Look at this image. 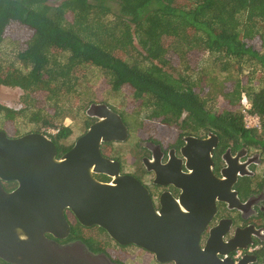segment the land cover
<instances>
[{
    "label": "trees",
    "instance_id": "trees-1",
    "mask_svg": "<svg viewBox=\"0 0 264 264\" xmlns=\"http://www.w3.org/2000/svg\"><path fill=\"white\" fill-rule=\"evenodd\" d=\"M15 26L25 32L14 60L0 53V85L23 92L21 110L0 102V130L9 136L20 137L23 116L34 133L61 126L50 137L58 154L69 149L60 144L71 134L62 122L78 111L71 101L82 97L93 67L113 92L131 97L133 112H119L129 130L151 125L162 136L216 130L264 148V0H0V47ZM197 52L218 58L227 75L235 67L239 77L230 74L226 86L215 76L191 75ZM175 64L176 76L169 72ZM245 64L251 71L242 76ZM242 92L261 121L260 134L244 128ZM220 97L222 109L213 105ZM92 123L87 116L86 128Z\"/></svg>",
    "mask_w": 264,
    "mask_h": 264
},
{
    "label": "water",
    "instance_id": "water-1",
    "mask_svg": "<svg viewBox=\"0 0 264 264\" xmlns=\"http://www.w3.org/2000/svg\"><path fill=\"white\" fill-rule=\"evenodd\" d=\"M87 113L98 121L60 159L53 139L45 134L12 137L0 130V258L12 264H112L84 245L60 246L44 238L62 228L68 231L64 215L70 209L80 224L101 228L120 245L142 247L162 264H237L218 258L214 238L205 249L200 246L199 236L220 192L209 183L212 161L199 156L203 143L193 146L188 160L192 173L174 181L183 190L180 202L186 214L164 203L157 211L148 188L121 175L120 162L101 153L103 144L130 138L123 118L105 103H91ZM95 174L113 182L101 183ZM2 182H15L17 188L7 191Z\"/></svg>",
    "mask_w": 264,
    "mask_h": 264
},
{
    "label": "flooded vegetation",
    "instance_id": "flooded-vegetation-1",
    "mask_svg": "<svg viewBox=\"0 0 264 264\" xmlns=\"http://www.w3.org/2000/svg\"><path fill=\"white\" fill-rule=\"evenodd\" d=\"M89 115L93 120L92 124L98 121L92 114ZM160 130L161 128L155 127L150 131V135L143 138L144 140L139 138L134 143L135 155L130 171L125 169L124 163L103 150L112 143L103 144L101 153L109 160L120 162L121 175L132 176L148 188L157 211L164 203L173 212L186 214L187 210L180 202L183 190L174 183H178L180 178L192 173L188 169L191 165L188 160L193 154V146L203 143L198 150L199 156L212 161L213 179H210L209 183L214 188L216 186L220 192L215 197V212L211 214L210 220L199 236L201 248L205 249L210 239L214 238L218 258L222 260L230 258L237 264H264L262 144L247 145L240 141L236 142L230 133L225 135L226 137H221L216 130L185 134L173 129L177 132L171 133L169 130L163 133V136L159 133ZM189 138L198 141L189 142ZM73 143L70 145L72 146ZM56 149L57 159H60L70 148L60 149L59 154L57 146ZM95 178L105 184L113 182L112 178L105 175L95 174ZM2 184L7 191L17 188L15 182H2ZM194 200L198 201L200 197ZM64 217L69 225L68 231L65 228L57 230L56 236L45 233V239L60 246L73 243L84 245L88 252L96 256H105L112 264H131L136 260L130 257L131 251L137 253L144 251L150 256L143 261V264H162L153 253L142 247L132 244L120 245L109 238L101 228L80 224L70 209H65ZM225 250L227 253L222 254L221 252ZM0 264H12V262L0 258Z\"/></svg>",
    "mask_w": 264,
    "mask_h": 264
},
{
    "label": "rangeland",
    "instance_id": "rangeland-1",
    "mask_svg": "<svg viewBox=\"0 0 264 264\" xmlns=\"http://www.w3.org/2000/svg\"><path fill=\"white\" fill-rule=\"evenodd\" d=\"M24 32L19 27H11V30L9 29L4 42L2 43L0 50L1 54L3 55V58L9 61L14 60L15 53H17V50L19 49V46H21L24 38ZM139 50L141 51V48L139 47ZM199 56H196L192 59V63L196 61V59H199V65L194 66L193 73L191 75H206V76H215L218 78V80L223 81V84L228 86L231 82L230 74H232L231 78L232 80L234 77H239V74L235 73V67H231L230 74L227 75L226 72L222 71V63L218 61V58L215 56H210L209 53L201 55L197 52ZM133 55L137 58V52H133ZM8 61V62H9ZM19 67L18 63L15 64ZM234 64H231V66ZM247 65H250V68L257 69V67L253 63H249ZM245 64V66H242V73L240 75L245 76L248 72L251 71V69ZM177 67L176 70H170L169 72L173 74L174 76L177 75L178 72H181V67ZM197 73V74H196ZM251 73H255L252 71ZM257 74V73H256ZM256 74L249 75L256 78ZM216 86H219V83H215ZM81 96L77 100H72L71 102L74 103L78 107V111H74L73 114H70L65 119H63L62 124H67V126L71 130V134L63 139V141L60 142L61 145L68 146L72 144L79 136L84 134L87 131L86 128V121L87 116L90 117V121L92 120L91 116L87 113V110L91 103H105L107 104L112 110H117L118 114L119 112L129 111L133 112L132 106H131V97L129 96L127 91H122L120 93L113 92L109 87H107L105 83V79L102 76L101 72L97 68L90 67L87 70L86 77L84 78L82 85H81ZM23 92L20 89L17 88H9L0 85V102L3 104H6L10 107H13L17 110H21L23 108V104L21 103ZM225 98V97H224ZM223 97L217 98L215 103L213 104L216 106V108L222 109L225 101ZM80 106L82 108H80ZM81 109V110H80ZM146 116V113L144 111L139 113V119H142ZM93 121V120H92ZM142 128V129H141ZM148 128V129H146ZM144 128L142 127H135L133 130L130 129V138L127 142L124 143H112L107 148L103 149L106 154L111 155L113 158L117 159L118 161L125 164V169L130 171L131 170V164L134 162V143L141 138H146L148 135H150V131H153V127L150 125L149 127ZM36 130V127L33 125H30L26 122V119L22 116L17 120V135L23 136L29 133H34ZM176 133L177 131L172 130L171 133ZM12 137H16L14 134H10ZM102 148V147H101ZM102 150V149H101ZM109 152V153H108ZM135 251V250H134ZM131 258H135L132 263L137 264H143L144 260H147L150 256L144 252V251H138V253L132 252L129 254ZM137 256V257H134Z\"/></svg>",
    "mask_w": 264,
    "mask_h": 264
},
{
    "label": "built area",
    "instance_id": "built-area-1",
    "mask_svg": "<svg viewBox=\"0 0 264 264\" xmlns=\"http://www.w3.org/2000/svg\"><path fill=\"white\" fill-rule=\"evenodd\" d=\"M240 114L242 117L243 125L246 130H253L256 132H260L262 130V124L257 115L250 113V104L245 96V94L242 92L240 97ZM65 126H67L66 123H64ZM60 127L58 128H47L43 130V133L45 135H56L60 131ZM240 252L237 253L239 255Z\"/></svg>",
    "mask_w": 264,
    "mask_h": 264
}]
</instances>
